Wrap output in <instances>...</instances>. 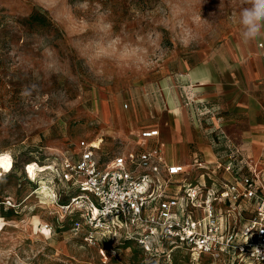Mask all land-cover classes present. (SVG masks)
Here are the masks:
<instances>
[{
	"label": "rangeland",
	"instance_id": "1",
	"mask_svg": "<svg viewBox=\"0 0 264 264\" xmlns=\"http://www.w3.org/2000/svg\"><path fill=\"white\" fill-rule=\"evenodd\" d=\"M245 6L0 0V264H221L185 251L149 255L118 236L93 245L72 235L59 164L83 137L103 138L100 155L136 149L142 129L165 113L160 83L198 52L240 37Z\"/></svg>",
	"mask_w": 264,
	"mask_h": 264
},
{
	"label": "built area",
	"instance_id": "2",
	"mask_svg": "<svg viewBox=\"0 0 264 264\" xmlns=\"http://www.w3.org/2000/svg\"><path fill=\"white\" fill-rule=\"evenodd\" d=\"M102 142L80 138L60 157L69 200L59 205L73 212L72 235L93 245L118 236L155 256L177 250L221 264H264L263 162L233 152L197 160L192 175L159 145L100 155Z\"/></svg>",
	"mask_w": 264,
	"mask_h": 264
},
{
	"label": "crops",
	"instance_id": "3",
	"mask_svg": "<svg viewBox=\"0 0 264 264\" xmlns=\"http://www.w3.org/2000/svg\"><path fill=\"white\" fill-rule=\"evenodd\" d=\"M260 43L263 45L261 46ZM264 38L248 45L241 38L210 53L198 52L183 71L163 80L166 110L159 134L138 147L159 145L169 162L194 170L198 160L213 161L239 152L264 163ZM142 129V130H143ZM157 143L150 145L152 139ZM131 150V149H130Z\"/></svg>",
	"mask_w": 264,
	"mask_h": 264
},
{
	"label": "clouds",
	"instance_id": "4",
	"mask_svg": "<svg viewBox=\"0 0 264 264\" xmlns=\"http://www.w3.org/2000/svg\"><path fill=\"white\" fill-rule=\"evenodd\" d=\"M244 4L239 13L240 38L243 45L264 38V0H244ZM38 86L33 84L26 86L21 91V97L30 98Z\"/></svg>",
	"mask_w": 264,
	"mask_h": 264
},
{
	"label": "trees",
	"instance_id": "5",
	"mask_svg": "<svg viewBox=\"0 0 264 264\" xmlns=\"http://www.w3.org/2000/svg\"><path fill=\"white\" fill-rule=\"evenodd\" d=\"M33 18H36V17H34V15H31Z\"/></svg>",
	"mask_w": 264,
	"mask_h": 264
}]
</instances>
